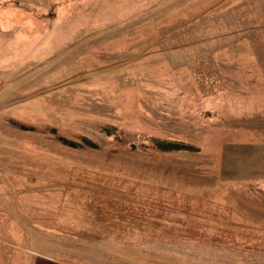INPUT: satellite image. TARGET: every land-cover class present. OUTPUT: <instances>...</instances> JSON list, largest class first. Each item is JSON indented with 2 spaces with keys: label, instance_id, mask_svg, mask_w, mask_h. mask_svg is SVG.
Instances as JSON below:
<instances>
[{
  "label": "rangeland",
  "instance_id": "obj_1",
  "mask_svg": "<svg viewBox=\"0 0 264 264\" xmlns=\"http://www.w3.org/2000/svg\"><path fill=\"white\" fill-rule=\"evenodd\" d=\"M38 260L264 264V0H0V264Z\"/></svg>",
  "mask_w": 264,
  "mask_h": 264
},
{
  "label": "trees",
  "instance_id": "obj_2",
  "mask_svg": "<svg viewBox=\"0 0 264 264\" xmlns=\"http://www.w3.org/2000/svg\"><path fill=\"white\" fill-rule=\"evenodd\" d=\"M63 142L68 143L67 139L62 138ZM158 148L161 151L170 152V151H176V150H194V148L188 144H182V143H173V142H165V141H157Z\"/></svg>",
  "mask_w": 264,
  "mask_h": 264
},
{
  "label": "crops",
  "instance_id": "obj_3",
  "mask_svg": "<svg viewBox=\"0 0 264 264\" xmlns=\"http://www.w3.org/2000/svg\"><path fill=\"white\" fill-rule=\"evenodd\" d=\"M255 196H253L252 198H254ZM47 260H38L37 264H50L46 262Z\"/></svg>",
  "mask_w": 264,
  "mask_h": 264
}]
</instances>
